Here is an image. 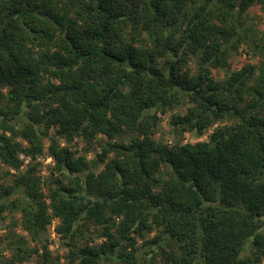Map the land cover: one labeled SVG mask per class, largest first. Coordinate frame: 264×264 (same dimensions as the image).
Returning <instances> with one entry per match:
<instances>
[{"label": "trees", "instance_id": "trees-1", "mask_svg": "<svg viewBox=\"0 0 264 264\" xmlns=\"http://www.w3.org/2000/svg\"><path fill=\"white\" fill-rule=\"evenodd\" d=\"M253 5L264 14V0H0V223L19 213L37 241L58 221L78 264H138L153 231L148 258L175 247L172 264H263L264 65L229 63L256 35ZM181 108L179 139L156 141L160 115ZM98 137L99 173L58 141ZM41 250L35 264H52ZM35 255L19 245L0 264Z\"/></svg>", "mask_w": 264, "mask_h": 264}, {"label": "rangeland", "instance_id": "rangeland-1", "mask_svg": "<svg viewBox=\"0 0 264 264\" xmlns=\"http://www.w3.org/2000/svg\"><path fill=\"white\" fill-rule=\"evenodd\" d=\"M247 24H250L254 29L256 35L249 40L241 43L237 50L230 53L229 63L230 71L235 72L241 70L244 66H260L264 65V14L261 11V8L258 5H253L247 12L246 17ZM192 69H195L194 61L190 65ZM212 76L216 81H222L225 79V72L222 70H212ZM188 106H186L187 108ZM185 108L175 109L171 112L160 115V122L158 127L155 130L153 135L154 139L158 142H162L168 145H172L179 139L178 136L175 137L172 127L170 125V117L172 115L183 114ZM228 122L222 121L219 124L215 125L213 128L206 131L201 137H198L195 133L189 132L182 136L181 143L183 144H196L199 142H206L209 139V136L216 127H222ZM50 137L54 135V130L49 131L48 134ZM21 141V140H18ZM62 147H68L78 156L85 157L87 163L89 164L92 171L99 173L104 164L99 163L98 155L101 153L100 144H102V139L98 137L92 142H86L81 138L74 139L71 143L65 144L62 139H58ZM23 143L24 147L27 146L26 143ZM49 143L48 140H44V154L37 157L35 162L36 173L41 177L42 182H48L51 178V171L54 167V162L47 155V147ZM19 158L23 160V166L20 168V172H23L27 169L30 159L26 158L22 153L19 154ZM4 172L10 173V175L17 174L18 172L3 167ZM9 178V176H8ZM21 215L16 213L12 216L7 215V218L0 223V259L1 257L8 258L11 253L19 246L26 245L27 248L36 249L38 255L33 256L31 260L23 264H35L36 261H39V256L42 255V246L46 245L47 249L51 255L52 264H78L75 260L71 258L69 248L65 245L64 242L58 238L55 234V227L59 224L58 221H53V223L48 227V230L44 234L39 236L37 241H33L30 236L23 230L20 225ZM93 229V227H92ZM156 231L146 234L144 239H136L137 259L138 264H172L170 253L176 252L175 247H171L165 254L159 252L156 256L148 258L145 255V251H148L149 248L146 246V241L152 239L156 235ZM47 240V242H46ZM97 244L101 243V240L96 239L94 241ZM39 259V260H38ZM103 264H120L115 258H110L107 262ZM264 264V262H263Z\"/></svg>", "mask_w": 264, "mask_h": 264}]
</instances>
